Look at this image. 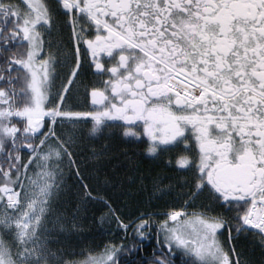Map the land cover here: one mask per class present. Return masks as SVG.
I'll return each instance as SVG.
<instances>
[{"label": "snow or ice", "instance_id": "snow-or-ice-1", "mask_svg": "<svg viewBox=\"0 0 264 264\" xmlns=\"http://www.w3.org/2000/svg\"><path fill=\"white\" fill-rule=\"evenodd\" d=\"M117 136L175 174H145L138 149L121 161ZM82 148L113 182L182 203L125 222L85 182ZM96 200L120 243H74ZM130 236L155 237L147 264H252L242 238L264 264V0H0V264H136Z\"/></svg>", "mask_w": 264, "mask_h": 264}, {"label": "trees", "instance_id": "trees-1", "mask_svg": "<svg viewBox=\"0 0 264 264\" xmlns=\"http://www.w3.org/2000/svg\"><path fill=\"white\" fill-rule=\"evenodd\" d=\"M95 139H93L94 141H92V143L95 144L96 146H100L105 143V136H101ZM132 139H135V138H132ZM95 141H98V142H95ZM109 145H110V151L113 153H116L119 159L124 158L120 154L125 149H128L129 151L138 149L139 155L137 158L140 160V166L142 170L145 171V174H148V173L154 174L157 171H163V170H165L166 172L173 171L170 168L164 167L163 162H154L152 159H150L147 156V153L143 151V149L146 148L147 146L146 139H144V143L137 142L133 144L132 141L129 140L128 138L117 136L109 141ZM83 156L82 154H79L78 156V160L80 163V169H81L83 176L85 177V182L91 186L93 195L101 196L105 200H107L108 203L116 210V214L120 215L121 218L125 222L135 217L137 215L138 209L135 208L134 203L128 202V201L125 202L124 200H122L123 198L120 199L119 197H116L115 195H113L114 189L111 191H109L108 189L107 191L100 189V186H101L100 183L98 182V180H95L96 175L92 177V174H91L93 166L89 165L88 161L87 160L85 161ZM103 165L109 167L112 170L111 164L107 162H103ZM120 171H121V174L123 175L124 169L121 168ZM105 173H106L105 177L106 176L109 177L110 172H105ZM68 177L76 181L77 183L76 186H78L77 189H79V182L76 180L75 176L68 174ZM146 183H148V181H146ZM75 197L72 198L73 203H75ZM149 209L158 210V208L156 207L149 208ZM84 213L86 214L87 218L85 220H82V223H80L81 229L87 232V235L89 236L92 244L100 245L102 243L108 242L109 240H112L116 243L121 242V239L124 235L123 230L119 229L117 227V222L108 215V207L105 205L103 201H100V200L91 201L87 206V211ZM101 216H105L106 218H108L111 224L109 226L107 224L103 226L104 223L100 222ZM129 232L131 233V229H129ZM153 232H155V229H153ZM87 235L85 234V236ZM125 242L129 246H131L133 242L142 244V251L133 252L131 255H129L128 253H125L122 256V259L135 261L136 264H141V262H143V264H147L146 258L152 255L153 248L155 247V237L153 236L151 239H145L143 241H140L139 238H136L134 241L133 238L130 236L129 239ZM177 264H179L178 258H177Z\"/></svg>", "mask_w": 264, "mask_h": 264}, {"label": "rangeland", "instance_id": "rangeland-1", "mask_svg": "<svg viewBox=\"0 0 264 264\" xmlns=\"http://www.w3.org/2000/svg\"><path fill=\"white\" fill-rule=\"evenodd\" d=\"M95 142H98V141H95ZM109 148H110V145H109ZM80 154H82V156L84 155L83 156L84 160L85 161L87 160L88 164L93 166L91 174H92V177L96 175L95 180H98V182L100 183V185H101L100 189L105 190V191H107V189L109 191L114 189L113 195H115L116 197H119L120 199L123 198L122 200H124L125 202L128 201V202L134 203L136 209H143V208L149 209V208H153V207L158 208L157 206H164V205H170V204L179 205L181 203L182 198H181V196L178 195V193L180 192L179 188H174L173 190L165 193L164 195H160L159 193L153 195L150 185H149V188L147 190H143L139 187L138 184L129 186L126 180L123 181V183H121V181H119V180L113 182L112 170L109 167L104 166L103 162H101L100 164H96L95 162L88 159L87 148H82L80 150ZM120 160L124 161V158H120ZM99 172H100V174H99ZM105 172H110L111 175L108 173L109 177H107V176L105 177V175H106ZM159 172L165 173L166 171L163 170V171H159ZM166 173L167 174H175L174 170L168 171ZM65 182H66L67 189L70 190V193L72 194L71 198H74L76 195L81 194V193H79V191L77 189L78 186H76L77 185L76 181H74L70 177H68L67 168H66ZM164 183L167 184L168 181L165 180ZM149 198H151L150 203H149ZM86 218H87L86 214L82 211L80 214V219H79L80 232L76 237H74V243H77L79 245H90V244L95 245V244H92V242L90 241V238L87 235V232H85L83 229H81L80 223H82V220H85ZM103 223H104L103 226H105L106 224L109 226L111 224L110 220L108 218H106L103 221ZM85 234L87 236H85ZM103 244L104 243H102L100 245L103 246Z\"/></svg>", "mask_w": 264, "mask_h": 264}, {"label": "flooded vegetation", "instance_id": "flooded-vegetation-1", "mask_svg": "<svg viewBox=\"0 0 264 264\" xmlns=\"http://www.w3.org/2000/svg\"><path fill=\"white\" fill-rule=\"evenodd\" d=\"M63 41L65 43V45L70 48L71 47V42H70V38H69V33L67 30L64 31L63 33ZM85 67H87V65H85ZM89 79H91V77H89ZM90 126V122H89V125ZM143 139H146V138H143ZM175 151V150H174ZM148 156V155H147ZM150 158V157H149ZM151 159V158H150ZM165 160L167 159V157L164 158ZM167 168H170L172 170L175 169V162L173 160V165L171 166H168ZM181 203H182V200H183V197L181 196ZM238 248H240L244 253H245V256L252 261V264H260V261H261V255H260V249L258 246L252 244L250 242V238L249 239H241L239 242H238Z\"/></svg>", "mask_w": 264, "mask_h": 264}]
</instances>
